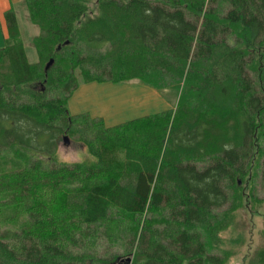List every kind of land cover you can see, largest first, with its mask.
Masks as SVG:
<instances>
[{
  "label": "trees",
  "instance_id": "16d2710c",
  "mask_svg": "<svg viewBox=\"0 0 264 264\" xmlns=\"http://www.w3.org/2000/svg\"><path fill=\"white\" fill-rule=\"evenodd\" d=\"M24 4L37 60L13 8L0 48V264H223L228 212L264 189V0ZM132 80L175 109L68 111L82 83ZM64 134L90 159L58 161Z\"/></svg>",
  "mask_w": 264,
  "mask_h": 264
},
{
  "label": "rangeland",
  "instance_id": "374dc122",
  "mask_svg": "<svg viewBox=\"0 0 264 264\" xmlns=\"http://www.w3.org/2000/svg\"><path fill=\"white\" fill-rule=\"evenodd\" d=\"M23 40L24 42H27V36H24ZM25 46H27L26 43ZM27 48H28L27 54L29 57V61H33L34 59L32 57L34 56L35 52L32 51L28 46ZM75 74L76 77L80 80L81 75L78 70L75 72ZM135 82L138 81L136 80L124 81L115 84H127V83H135ZM155 91L162 96V99L164 100L163 103L165 104V106H163L159 110L167 109L169 107L175 109L178 98V94L176 90L165 88ZM126 95H122V96L126 97ZM130 96L132 97L133 95L130 94ZM74 102L75 103H72L71 101V103H68V109L70 112L73 111L74 109L73 106L79 102V99H75ZM115 106L116 105H114V107ZM144 113H152V112H144ZM124 114H126V112ZM132 117L134 116L127 118H118L117 116H115L114 118L116 119L113 120L115 122H111L108 120L107 125L112 126V124L127 121ZM87 135L91 137V135L93 134L88 133ZM64 136L66 135L65 134L62 135L56 150V157L58 161L72 163L76 161L90 159L87 153L86 146L81 141L67 135L65 142L63 140ZM7 163L8 161L5 158L0 160V171L6 169ZM249 186H251V184L247 185L248 189ZM255 193L257 198L260 199V201L255 202V205H252L250 203L252 202V198H250L246 194V197H244L243 199L242 206L237 207L234 211L228 212L229 223L225 227L223 226L224 229H222L218 233V237L221 239V243L218 245L220 250L228 251L227 252L228 255L223 264H255L258 250H264V198H263L264 189L259 184H257L255 188ZM227 207L228 205L221 207L220 210H216V213L220 211V215H221L222 212H225Z\"/></svg>",
  "mask_w": 264,
  "mask_h": 264
},
{
  "label": "crops",
  "instance_id": "0c3cea01",
  "mask_svg": "<svg viewBox=\"0 0 264 264\" xmlns=\"http://www.w3.org/2000/svg\"><path fill=\"white\" fill-rule=\"evenodd\" d=\"M11 8H13L16 13L19 33L22 40L24 36H27V42H24L23 40V43L29 60L27 46L35 52L30 39L38 34L39 29L35 24L30 22L24 0H0V48L3 47L8 35L4 13ZM25 43L27 46H25ZM32 58L34 60L30 62H35L37 60L36 52ZM155 90L156 89L148 85L138 82L115 84L112 82L92 81L82 83L77 87L68 99L67 107L68 103H71V101L72 103H75V99H79V102L73 106L74 109L72 112L68 109L70 114L88 112L92 117H102L106 126H111L107 125L108 120L115 122L113 121L116 119L114 118L115 116L118 118L134 116L131 118L134 119L166 110H159L165 106V104L163 103L164 100L162 99V96ZM129 93L133 96L131 97ZM122 95H126V97ZM114 105L116 106L114 107ZM167 109H170V107ZM125 112L126 114H124ZM116 124L118 123L112 124V126Z\"/></svg>",
  "mask_w": 264,
  "mask_h": 264
},
{
  "label": "water",
  "instance_id": "95a60500",
  "mask_svg": "<svg viewBox=\"0 0 264 264\" xmlns=\"http://www.w3.org/2000/svg\"><path fill=\"white\" fill-rule=\"evenodd\" d=\"M51 63L52 59L46 64L45 69H47ZM63 140L66 142V136L63 137Z\"/></svg>",
  "mask_w": 264,
  "mask_h": 264
}]
</instances>
